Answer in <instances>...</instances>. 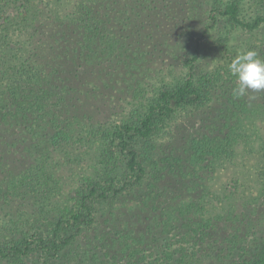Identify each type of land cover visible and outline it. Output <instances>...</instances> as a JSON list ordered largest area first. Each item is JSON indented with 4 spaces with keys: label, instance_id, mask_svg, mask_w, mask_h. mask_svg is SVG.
Wrapping results in <instances>:
<instances>
[{
    "label": "trees",
    "instance_id": "trees-1",
    "mask_svg": "<svg viewBox=\"0 0 264 264\" xmlns=\"http://www.w3.org/2000/svg\"><path fill=\"white\" fill-rule=\"evenodd\" d=\"M200 8L264 58L237 0H0V264H264V92L232 96L231 54L198 70ZM166 57L184 74L140 101Z\"/></svg>",
    "mask_w": 264,
    "mask_h": 264
},
{
    "label": "rangeland",
    "instance_id": "rangeland-1",
    "mask_svg": "<svg viewBox=\"0 0 264 264\" xmlns=\"http://www.w3.org/2000/svg\"><path fill=\"white\" fill-rule=\"evenodd\" d=\"M225 1L226 0H212L214 4H219L221 6ZM237 1L239 3V17L245 21L251 20L255 15H260L262 11H264V6L260 4V0ZM207 12L209 13V11H204L203 8L198 10L199 24L197 29L199 32L197 33V39L200 41L201 46L204 45L207 48L201 52L202 55L199 59L198 70L211 71L216 67L225 66L227 65L226 63L228 60L227 55L231 54L234 57L238 52L241 51L245 43H259V40L261 39V35L259 33L249 32L239 27L229 28L221 19L217 20L216 24L210 27L207 36L202 34L201 32L204 29L203 23L205 21ZM223 41L225 42L226 49L218 50L217 47L220 46ZM170 66H178L177 61L170 57H166L165 60L157 58L156 60H152L147 64V74L143 80L144 91L139 95L140 101H145L148 95H150L149 93H151L153 90H158L165 84H174L181 79V76L184 74L183 70L179 66L177 68ZM116 94L117 92L113 95L109 94L107 96L113 97ZM152 95L150 96L149 101L153 98ZM125 104L126 101L121 100V98L108 104H99L100 106L97 104L99 119L105 123H111L124 119L128 111V109H126L128 105ZM167 137L168 135H165L164 133L157 138V142L165 141ZM5 159L14 163L11 165L16 171L22 170V168L25 166V162L23 160H19L21 158L13 159L5 157ZM80 171L81 166L75 165L74 167L65 166L59 172L61 173L60 176L62 178L63 187L68 192V194L74 189L76 185V178L79 176L77 174ZM4 203L6 204L5 201ZM20 203H23L22 211L27 210L25 207V201H21ZM8 214L9 213L0 211V223H5L7 219H9Z\"/></svg>",
    "mask_w": 264,
    "mask_h": 264
},
{
    "label": "clouds",
    "instance_id": "clouds-1",
    "mask_svg": "<svg viewBox=\"0 0 264 264\" xmlns=\"http://www.w3.org/2000/svg\"><path fill=\"white\" fill-rule=\"evenodd\" d=\"M228 73L235 78L232 96L240 99L251 93L264 92V58L255 49H245L238 52L228 65Z\"/></svg>",
    "mask_w": 264,
    "mask_h": 264
}]
</instances>
